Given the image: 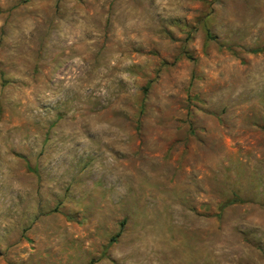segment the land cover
I'll use <instances>...</instances> for the list:
<instances>
[{"label":"rangeland","instance_id":"obj_1","mask_svg":"<svg viewBox=\"0 0 264 264\" xmlns=\"http://www.w3.org/2000/svg\"><path fill=\"white\" fill-rule=\"evenodd\" d=\"M0 264H264V0H0Z\"/></svg>","mask_w":264,"mask_h":264},{"label":"trees","instance_id":"obj_2","mask_svg":"<svg viewBox=\"0 0 264 264\" xmlns=\"http://www.w3.org/2000/svg\"><path fill=\"white\" fill-rule=\"evenodd\" d=\"M230 202H228L227 204H225L224 206L228 205ZM118 235V233H116L112 238L109 239V243L113 242L115 237Z\"/></svg>","mask_w":264,"mask_h":264}]
</instances>
